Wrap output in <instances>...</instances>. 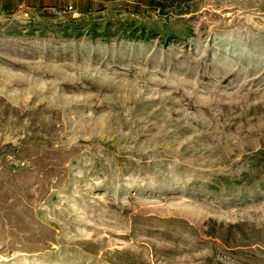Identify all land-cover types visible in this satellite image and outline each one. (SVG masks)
<instances>
[{"label":"rangeland","instance_id":"374dc122","mask_svg":"<svg viewBox=\"0 0 264 264\" xmlns=\"http://www.w3.org/2000/svg\"><path fill=\"white\" fill-rule=\"evenodd\" d=\"M0 264H264V0H0Z\"/></svg>","mask_w":264,"mask_h":264}]
</instances>
